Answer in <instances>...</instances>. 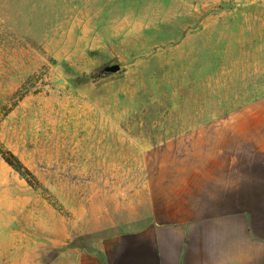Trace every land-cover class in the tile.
Wrapping results in <instances>:
<instances>
[{"label": "rangeland", "instance_id": "374dc122", "mask_svg": "<svg viewBox=\"0 0 264 264\" xmlns=\"http://www.w3.org/2000/svg\"><path fill=\"white\" fill-rule=\"evenodd\" d=\"M168 228L264 264V0H0V264Z\"/></svg>", "mask_w": 264, "mask_h": 264}, {"label": "crops", "instance_id": "0c3cea01", "mask_svg": "<svg viewBox=\"0 0 264 264\" xmlns=\"http://www.w3.org/2000/svg\"><path fill=\"white\" fill-rule=\"evenodd\" d=\"M208 223L195 227L207 229ZM185 228H168L159 229L154 233L152 240L146 238L144 244H138V249L135 246H127L123 248L122 253L126 256L122 257L120 264H208V257L201 254L200 256H193L192 244L188 243V234ZM192 233V232H191ZM190 233V234H191ZM208 233L206 234L207 238ZM219 243V239L217 240ZM188 243V244H187ZM203 246V245H202ZM150 251L151 257L145 253ZM215 259V258H214ZM253 258H248V261H241V256L238 260H223V258L216 257V264H254ZM196 260V261H194ZM215 263V260H214Z\"/></svg>", "mask_w": 264, "mask_h": 264}, {"label": "water", "instance_id": "95a60500", "mask_svg": "<svg viewBox=\"0 0 264 264\" xmlns=\"http://www.w3.org/2000/svg\"><path fill=\"white\" fill-rule=\"evenodd\" d=\"M120 68L121 67L119 65H113V66L107 67L105 70L107 72L116 73L120 70Z\"/></svg>", "mask_w": 264, "mask_h": 264}]
</instances>
